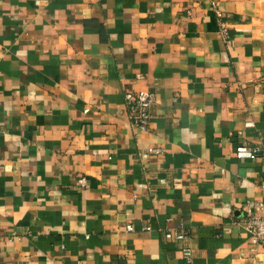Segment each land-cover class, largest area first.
Returning a JSON list of instances; mask_svg holds the SVG:
<instances>
[{"label": "crops", "instance_id": "1", "mask_svg": "<svg viewBox=\"0 0 264 264\" xmlns=\"http://www.w3.org/2000/svg\"><path fill=\"white\" fill-rule=\"evenodd\" d=\"M242 140L264 144V0H0V264H258Z\"/></svg>", "mask_w": 264, "mask_h": 264}, {"label": "built area", "instance_id": "2", "mask_svg": "<svg viewBox=\"0 0 264 264\" xmlns=\"http://www.w3.org/2000/svg\"><path fill=\"white\" fill-rule=\"evenodd\" d=\"M225 27H223V30ZM125 101L128 109L130 121L138 129L146 131L150 124V108L155 100V91L150 88H141L125 92ZM246 126L252 125L251 121L245 122ZM153 151L162 150L152 148ZM235 155L238 158L255 159L264 157V144H249L246 141H240L235 147ZM263 205L256 204L255 209L261 210ZM245 213L239 223L249 232L251 241L255 244L256 250L264 253V210L262 213L254 212L253 206L248 202L244 206ZM127 229H132L131 224L126 225ZM166 237L184 240L187 234L182 231L169 229L165 232ZM186 257L190 258L191 250L189 246L183 247Z\"/></svg>", "mask_w": 264, "mask_h": 264}, {"label": "rangeland", "instance_id": "3", "mask_svg": "<svg viewBox=\"0 0 264 264\" xmlns=\"http://www.w3.org/2000/svg\"><path fill=\"white\" fill-rule=\"evenodd\" d=\"M258 264H264V256L261 257L260 262L258 261Z\"/></svg>", "mask_w": 264, "mask_h": 264}]
</instances>
